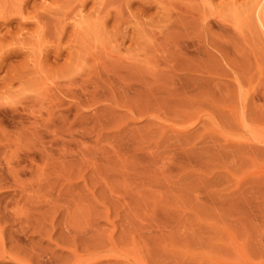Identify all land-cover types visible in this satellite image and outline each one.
I'll list each match as a JSON object with an SVG mask.
<instances>
[{
  "label": "rangeland",
  "instance_id": "obj_1",
  "mask_svg": "<svg viewBox=\"0 0 264 264\" xmlns=\"http://www.w3.org/2000/svg\"><path fill=\"white\" fill-rule=\"evenodd\" d=\"M0 230V264H264V0H0Z\"/></svg>",
  "mask_w": 264,
  "mask_h": 264
},
{
  "label": "bare ground",
  "instance_id": "obj_2",
  "mask_svg": "<svg viewBox=\"0 0 264 264\" xmlns=\"http://www.w3.org/2000/svg\"><path fill=\"white\" fill-rule=\"evenodd\" d=\"M79 14H80V13H79ZM77 17H78V16H77ZM81 18H82V17L79 16V17H78L79 20H78V19H77V20L80 21ZM77 23H78V22H77ZM78 25H79V23L77 24V26H78ZM18 164H19V163H18ZM18 164H17V165H18ZM18 168H19V166H18ZM11 171H13V170H11ZM12 173H15V174H16L15 170H14V172H12ZM14 177H16V179L18 178L17 175H14ZM16 179H15V180H16ZM13 180H14V179H13ZM17 180H19V179H17ZM17 180H16V181H17ZM16 181H15V183H17ZM20 199H21V198H20ZM24 199H25V198H24ZM24 199H23V200H24ZM13 203H15V202H13ZM24 203H25V202H24ZM26 203H27V201H26ZM26 203H25V204H26ZM12 208H13V207H12ZM15 209H16V208H15ZM11 210H12V209H11ZM19 211H20V210H19ZM16 213H17V212H16ZM1 214H2V213H1ZM15 219H16V218H15ZM20 220H21V219H20ZM17 221H18V220H17ZM19 224H20V223H19ZM27 225H28V224H27ZM20 230H21V229H20ZM1 234H2V232H1V230H0V235H1ZM69 234H70V233H69ZM0 237H2V235H1ZM0 239H1V240H0V263H1V261H3V260L6 259V258L8 259V257H10V256H7V253H5V251H3V245H2V244H3V240H2V238H0ZM12 239H13V238H12ZM4 241H5V240H4ZM56 245H57V243H56ZM57 246H58V245H57ZM29 249H30V248H29ZM70 249H71V248H70ZM73 249H74V248H73ZM97 249H98V248H97ZM99 249H100V248H99ZM101 249H103V248H101ZM62 250H63V249H62ZM93 250H94V249H93ZM110 250H111V249H110ZM113 250H115V249H112L111 252H114ZM64 251H65V250H64ZM68 251H69V250H68ZM85 251L87 252V250H85ZM88 251L91 252L89 249H88ZM108 251H109V250H108ZM7 252H8V250H7ZM44 252H45V251H44ZM82 252H83V251H82ZM111 252L109 251L108 253H111ZM115 252H116V251H115ZM68 253H70V254L72 255L74 261H72L73 259H72L71 261H72V263H74V264H85L86 261H88V260L90 261L91 258H88V257H91V255H92V253H91V254L88 253V254H86L85 256H84V255H81V254H78V253H77V250L75 251V249L69 251ZM95 253H99V252H96V251H95ZM108 253H107V254H108ZM9 254H10V253H8V255H9ZM47 254H48V253H47ZM93 254H94V253H93ZM114 254H116V253H114ZM41 255H42V254H41ZM45 255H46V254H44L43 256H45ZM52 255H53V254H52ZM66 255H67V254H65V256H63L62 258L67 257ZM95 255H96V254H95ZM98 255H99V254H98ZM105 255H106V254H105ZM37 256H38V254H37ZM48 256H50V254H49ZM110 256H111V255H110ZM110 256H109V257H110ZM14 257H15V255H14ZM68 257H70V256H68ZM68 257H67V258H68ZM94 257H95V256H94ZM97 257H98V256H97ZM97 257H96V258H97ZM107 257H108V256H107ZM15 258H16V257H15ZM17 258H18V257H17ZM34 258H35V257H34ZM45 258H46V257H45ZM48 258H49V257H48ZM111 258H112V257H111ZM21 259H23V258H21ZM38 259H39V258H38ZM50 259H54V257L52 258V256H51ZM102 259H103V258H102ZM8 260H9V259H8ZM47 260H48V259H47ZM97 260H98V258H97ZM22 261H23V260H22ZM37 261H38V260H37ZM53 261H54V260H51V261L49 260V261H47V263H46V262H45V263H46V264H57V262H58V260H57V262L54 261V263H53ZM61 261H64V260H61ZM94 261H95V260H94ZM94 261H93V262H94ZM18 262H19V261H18ZM91 262H92V261H91ZM19 263H20V262H19ZM25 263H26V262H25ZM43 263H44V262H43ZM64 263H65V262H64ZM68 263H69V262H68ZM61 264H62V263H61ZM66 264H67V263H66Z\"/></svg>",
  "mask_w": 264,
  "mask_h": 264
}]
</instances>
